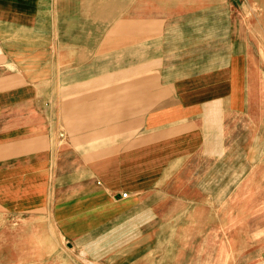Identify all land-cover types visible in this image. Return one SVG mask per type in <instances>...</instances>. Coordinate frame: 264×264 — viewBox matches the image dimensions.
I'll list each match as a JSON object with an SVG mask.
<instances>
[{
    "label": "crops",
    "instance_id": "crops-1",
    "mask_svg": "<svg viewBox=\"0 0 264 264\" xmlns=\"http://www.w3.org/2000/svg\"><path fill=\"white\" fill-rule=\"evenodd\" d=\"M94 3L0 0L10 261L222 264L225 121L254 63L237 8L176 0L111 18Z\"/></svg>",
    "mask_w": 264,
    "mask_h": 264
},
{
    "label": "rangeland",
    "instance_id": "rangeland-1",
    "mask_svg": "<svg viewBox=\"0 0 264 264\" xmlns=\"http://www.w3.org/2000/svg\"><path fill=\"white\" fill-rule=\"evenodd\" d=\"M98 15L148 14L156 3L176 0H94ZM233 2L239 17V32L252 40L254 63L248 102L225 121L229 147L223 164L222 264H264V0ZM99 15V16H100ZM225 157V156H224ZM210 259L218 245L206 246ZM10 261V234L0 237V264H75L55 261ZM59 255V254H58ZM77 264H85L82 261ZM209 264H214L213 260Z\"/></svg>",
    "mask_w": 264,
    "mask_h": 264
},
{
    "label": "built area",
    "instance_id": "built-area-1",
    "mask_svg": "<svg viewBox=\"0 0 264 264\" xmlns=\"http://www.w3.org/2000/svg\"><path fill=\"white\" fill-rule=\"evenodd\" d=\"M124 195H126V193H124Z\"/></svg>",
    "mask_w": 264,
    "mask_h": 264
}]
</instances>
